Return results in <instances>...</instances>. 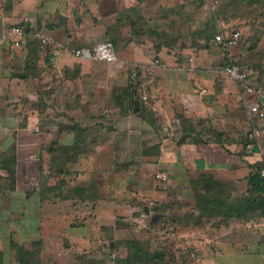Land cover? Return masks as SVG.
<instances>
[{"label":"crops","instance_id":"0c3cea01","mask_svg":"<svg viewBox=\"0 0 264 264\" xmlns=\"http://www.w3.org/2000/svg\"><path fill=\"white\" fill-rule=\"evenodd\" d=\"M158 2L0 0V34L12 25L24 24L53 42L33 53L34 75L26 69V40L17 46L9 41L0 44V223L23 236L19 243L9 233L11 247L16 244L26 250L38 249L40 264H82L85 260L93 264L96 259H103L101 264H115L119 236L113 235L125 220L134 218L145 224L156 214L155 219L162 218L163 213L183 200L186 203L179 207L181 213L193 211V207L197 210L191 204L192 196L182 191H191L193 178L200 173H209L227 184L232 195L244 193L248 175L262 163L256 147L252 152L243 150L242 134L232 137V127L241 126L248 111L237 84L222 72L227 63L239 65L238 60L248 54L247 39L255 33L247 28L250 22L239 15L240 10L214 14L213 21L222 26L219 24V31L228 32L233 25L239 28L241 42L218 46L217 51L216 47L207 48L208 61H194L193 56L187 55L191 52H181L182 62L172 67L159 59L162 65L153 66L147 73L144 65L153 59L149 52L154 49L145 50L144 42L133 41V34L141 32L137 36L147 38L148 32L154 30L150 24L160 6ZM186 2L181 0L179 7L186 10L188 5L200 6ZM139 18H143L144 30L134 31L132 23ZM260 29L264 31V22ZM111 38L118 40L113 62L73 54L79 44L92 49L96 43ZM259 38L258 47H264V33ZM57 42L64 47L56 48ZM248 66L242 67L248 70ZM72 70L77 72L73 79L64 77L65 72ZM177 70L184 71L186 77ZM133 71L147 99L142 101L140 91L132 88L136 94L129 98L125 113L113 97L107 101L99 95L93 99L78 95L70 107L72 100L59 90L63 81H86L88 87L82 84L90 93L99 90L104 82L109 87H132ZM218 74L222 76L218 78ZM197 86L207 91L201 93ZM56 101H68L62 107L65 110L54 108ZM42 105L45 108L41 109ZM94 105L100 107L99 113L92 114ZM180 115L193 121L195 130L187 136ZM91 120L98 123L91 124ZM74 123L83 128L84 150L57 166L50 157L54 148L74 143ZM167 126L168 131L164 130ZM159 171L167 174V180L156 177ZM157 205L163 210L155 214ZM141 212L145 215L141 216ZM208 220L210 234L204 232L208 231ZM203 221L173 225H177L185 243H193L178 253L177 262L264 264V217L244 220L214 216ZM144 227L154 231L151 226ZM90 247H106L114 252L105 258V254L95 255V249ZM195 252L198 257L193 258ZM16 261L20 264L17 258Z\"/></svg>","mask_w":264,"mask_h":264},{"label":"rangeland","instance_id":"374dc122","mask_svg":"<svg viewBox=\"0 0 264 264\" xmlns=\"http://www.w3.org/2000/svg\"><path fill=\"white\" fill-rule=\"evenodd\" d=\"M156 2L158 0H155ZM170 3L164 1V0H159V4L160 6L156 7L155 11L157 12L156 14H154L153 16V22L150 24V28L154 27V30L148 32L149 35L147 36V38H143L142 36H137V35H141V32L139 33H134L133 35V41L134 42H144L143 47L145 48V50H149L151 48H153L156 51V55H154V50H151V52H149L152 55V58H159L162 61H164L166 64L172 66H176V63L180 64L182 62V53L184 54L191 52L190 54H187L188 57L193 56V60L195 59L196 61L203 59L208 61L210 59V56H207L208 53L206 51L207 48L209 47H216V51L219 49L218 46L220 45H214V44H210V39L208 41V39L206 38V34H203L204 31L207 28H216V31H214L215 33L218 32L221 29V24L219 22L213 21V17L214 14L217 11L218 6L223 2L222 0H218L217 4L215 6H212L209 4V2L207 0H182L183 2L187 1L186 3L189 2H197L199 3V8H194L193 5H188L186 10H183V7L180 8V2L181 0H169ZM203 6V7H202ZM191 8V10H190ZM236 10H240V16H246V19H248V21L250 22L249 24H247V28L248 29H253L255 32L258 31L260 25L262 24V22H264V4H258L256 5H249V4H243V5H239L238 8H235L234 11ZM253 11V12H252ZM255 12V13H254ZM164 13V15H163ZM185 14V15H184ZM218 15V14H216ZM220 16V15H218ZM219 18V17H218ZM143 18H141V21L139 22L140 26L136 29L138 30H144L143 27V23L142 22ZM199 20V21H198ZM198 21V22H197ZM196 23V24H195ZM248 23V22H247ZM219 24L221 27H219ZM195 25H198L197 27ZM249 26V27H248ZM194 27L197 28L194 30ZM210 28V29H211ZM218 28V29H217ZM231 29H229L228 33L231 31H235L232 30L233 29H237V31L239 32L238 34V38L236 43H238L239 41L241 42V34H240V30L238 27L234 26L230 27ZM245 28V30L247 29ZM187 30V32H186ZM244 30V33L247 31ZM261 30V29H260ZM263 30V29H262ZM138 32V31H137ZM226 32V31H225ZM214 33V34H215ZM136 34V36H135ZM184 35H186V37H184ZM106 41H111L114 45V48L117 49V38H111V39H106ZM260 41H257V43L255 44L256 47L250 51L253 52L255 50L259 51V52H263L264 51V47H258V43ZM97 44V43H96ZM95 44V45H96ZM94 45V46H95ZM211 45V46H210ZM252 43L248 42V48L249 46H251ZM83 45L78 46V48H82ZM77 48V47H76ZM75 48V49H76ZM160 49V50H159ZM197 49H200L199 51ZM213 49V48H212ZM159 50V51H158ZM158 52V53H157ZM197 52V53H195ZM195 53V54H194ZM158 56V57H157ZM184 56V55H183ZM218 55H215L214 59H217ZM93 60V59H92ZM194 60V61H195ZM221 61V55L219 57V59L217 60V63L215 64V66H220V62ZM240 61H238L239 63ZM236 63V62H235ZM241 66H246V65H242L239 64ZM251 67L248 66V70L250 71V73H254V75L256 74L257 76V72L253 71L252 69H250ZM178 73L183 74L186 77V73H184V71H180L177 70ZM75 71H71L72 75H75ZM68 74L69 76H71V79H73L72 75ZM125 75V73H124ZM153 76V74L151 75V77ZM219 76H222L220 74H218V78H220ZM59 79H61L60 73L58 74ZM150 78L149 76L146 77V79ZM153 79V78H152ZM83 84L88 87L86 85V81H82ZM81 81L71 84L68 82H64L60 84V92H63V95H67L69 97V100L71 99L72 102L68 103V101L64 104L62 102H54L53 107L54 108H58V110H65L62 107H65V105L68 103V106H72L75 101V97L78 95H83V96H87L89 97V99H93L95 97H97L96 95L102 96V97H106L107 101L112 99V97L114 98V101L116 102V96L121 95L122 94V87L120 85L116 84L113 86H105L104 83L100 84V89L99 90H92L90 93V90H88V88H85V86L82 84ZM80 84V86L78 85ZM83 88L85 89H82ZM80 87V89H79ZM197 89V87H196ZM207 91V89H206ZM74 96H73V95ZM72 98H71V97ZM67 98V97H66ZM88 100V99H85ZM241 101L243 102V100L241 99ZM113 102V101H112ZM111 103V102H110ZM117 103V102H116ZM244 104V102L242 103ZM63 105V106H62ZM101 105H106L105 104H101ZM45 108V107H44ZM100 107L98 105H94L91 108V112L94 113H99ZM66 113V112H65ZM97 119V118H96ZM225 120V119H224ZM89 123L91 124H95L98 123L97 120H91L89 121ZM249 116L247 115V119L245 121H243V123H241V126H238V128H233V131L235 132V134L232 137H238L240 134H242L243 140L245 141V136L249 130ZM243 141V142H244ZM196 182V180L198 179V177H194L193 178ZM161 185V184H160ZM187 185V184H186ZM183 194L187 193L189 196H192V198H190L191 200V204L194 205L196 202V193L193 190V188H191V191H188V189H184L182 191ZM186 203V200L182 201H177V204H174L171 209H169L168 213L166 214H162L160 217L162 218H156V213L157 211L161 212L163 210V207H161L160 205L156 206V211H155V217H151L149 219H147L144 223H138L136 220H134V218H128V220H125V223H122L120 226V230H117V232L115 233V235H113V237L119 236L116 240H117V244H116V255L117 258H123L127 255L128 253V249H127V242L129 240H138V241H142L144 243H148V245L150 246L152 251H164V253L166 254V259L168 260L166 262V264H180L179 262H177L178 259H176V256H178V253L180 251H185L188 248H191V246H188V244H193L191 243H185L184 239H181L182 236L179 235L178 233H180L178 230H176L177 225H175L173 227L174 224H186L188 220V217H197L199 215V211L195 210V208L193 207V211H184L183 213H181L179 211V207L182 208V205ZM154 204V203H153ZM189 204V203H188ZM189 209V208H188ZM184 210V209H183ZM182 211V209H181ZM174 212V213H173ZM6 218V217H5ZM206 219V218H204ZM158 221V223H156ZM205 221V220H204ZM203 221V222H204ZM207 221V220H206ZM7 222V221H6ZM4 222V223H6ZM211 222V221H210ZM208 220V231H204L208 234H210V223ZM150 224V225H149ZM159 224V225H158ZM3 226V227H1ZM7 226V227H4ZM144 226H151L154 231H147L146 229H144ZM8 224L3 225V223H0V251H2L3 249V253H2V262L1 264H17L16 261V253H15V248H12L9 245V233H13L14 235H12L13 239H15L17 242L21 243L23 242L22 239V235L19 234V232H15V231H11V229H8ZM152 229V230H153ZM147 232V233H145ZM11 236V235H10ZM181 239V240H180ZM189 240V239H188ZM60 249H62L60 247ZM91 250H94L93 252H95L94 254H99V256L102 257L103 254H105V258L108 257V255H110V251L107 250V248H103L100 247L99 249L94 247H90ZM83 250V249H82ZM85 250V249H84ZM90 250V252H92ZM98 251V252H97ZM84 254H88V252L84 253ZM98 256V257H99ZM101 259H96V261H93V264H101L100 262H102ZM82 262V261H81ZM79 264H81L80 262H78ZM82 264H90V263H86V260L84 262H82Z\"/></svg>","mask_w":264,"mask_h":264},{"label":"trees","instance_id":"16d2710c","mask_svg":"<svg viewBox=\"0 0 264 264\" xmlns=\"http://www.w3.org/2000/svg\"><path fill=\"white\" fill-rule=\"evenodd\" d=\"M223 2L218 6L215 14L224 15V12L228 10H235L239 5L243 4H264V0H222ZM253 12V11H252ZM255 13V12H254ZM141 18L136 20V23H132V29L135 31V28H138ZM24 25V24H23ZM26 32V45L28 56L26 59V69L34 75L36 71L35 60L33 59V53L41 49L43 45L37 38L30 35L33 29L26 27L24 25ZM211 28V27H210ZM207 28L203 30L206 34V38L210 39L214 35L216 28ZM36 31H39L35 29ZM264 33L263 30L256 31L254 35L249 38L248 42L252 43L249 46V52L243 57V60L239 64L249 65L253 71L257 72V81L264 87V51L259 52L257 50L252 51L256 47V43L259 40V35ZM208 39V41H209ZM118 41V40H117ZM113 44V43H112ZM114 46V45H113ZM73 71V70H72ZM34 73V74H33ZM71 72L67 71L64 74V77L71 79ZM72 75L74 78L76 76ZM131 85L129 84L126 87H122V94L116 96L115 104L120 107L122 113H125L126 109L130 106L129 98H132L133 92ZM128 101V102H127ZM137 104V103H136ZM45 105H42L44 108ZM72 107V106H70ZM142 113H146V110L142 107ZM145 116V115H144ZM181 117V115H180ZM182 128L185 135H189L191 131L195 130L193 128V121L191 118L181 117ZM74 143L70 146L61 145L54 148L52 157L50 161H57V166H62L67 163L69 160L73 159L80 151L84 150L83 145L81 144V139L83 136V128L74 123L72 125ZM184 135V136H185ZM244 144V142H243ZM82 146V147H81ZM50 162V163H51ZM60 166V167H61ZM261 166V165H260ZM260 166L255 167L247 178L248 187L244 193H234L233 195L227 191V184L224 182L218 181L213 178L209 173H200L196 182L192 183L193 190L196 193V202L195 206L199 211L197 217L189 216L186 225L190 224H201L204 218L214 217V216H223L227 217H236L239 219H255L257 217H264V178L260 177L257 173V170ZM51 168V164H50ZM61 169V168H60ZM229 188H232L228 185ZM128 253L123 258H116L115 264H166V254L164 251H152L148 243H144L138 240H129L127 242ZM16 250V258L19 260L20 264H40L38 249L34 248L33 250H26L24 247L13 244ZM2 262V251H0V264Z\"/></svg>","mask_w":264,"mask_h":264},{"label":"built area","instance_id":"2783aa9c","mask_svg":"<svg viewBox=\"0 0 264 264\" xmlns=\"http://www.w3.org/2000/svg\"><path fill=\"white\" fill-rule=\"evenodd\" d=\"M210 5L215 6L218 0H207ZM25 27L22 24L12 25L7 29H4L0 34V44L5 41L11 42L14 46L21 45L25 42L26 32ZM30 35L37 38L43 45L52 44V40L42 33L33 29L29 32ZM239 32L237 30L231 32L218 31L210 39V44L220 45L228 47L236 43ZM15 36V38H12ZM56 48H63V43H55ZM73 54L81 58H89L93 60H102L107 62H113L116 60L115 48L111 41H103L97 43L92 49L89 48H76L73 50ZM159 58L150 59L147 64L144 65V71L151 73V68L155 65H159ZM222 72L229 76L235 81L240 92L241 99L244 105L247 107L249 116V130L245 136L243 144V150L245 152H252L253 148H257L261 156V166L258 168L257 173L260 177L264 178V87L261 86L257 81L256 77L246 70L242 66L235 62L227 63L223 68ZM132 88L140 91V98L142 101L147 99V94L141 91V85L137 83V74L135 71L132 72ZM199 92L205 93L206 88L197 86ZM170 126L164 127V130L168 131ZM156 177L160 181L167 180V174L163 171L155 173ZM141 216L145 213L141 212ZM192 253V257H198V254Z\"/></svg>","mask_w":264,"mask_h":264}]
</instances>
